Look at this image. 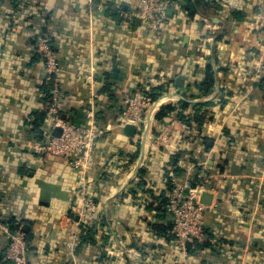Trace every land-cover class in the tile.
<instances>
[{"label": "crops", "instance_id": "1", "mask_svg": "<svg viewBox=\"0 0 264 264\" xmlns=\"http://www.w3.org/2000/svg\"><path fill=\"white\" fill-rule=\"evenodd\" d=\"M34 1L42 4L40 25L62 64L51 78L33 42L39 23L0 12V221L24 228L29 264H264V0H170L160 32L133 17L138 0ZM7 2H0L1 10ZM212 72L215 84L206 89ZM88 74L96 78L98 122L110 128L88 175L100 207L98 231L82 242L70 212L79 201L80 176L65 158L35 146L55 131L45 85L58 81L62 115L82 122L91 96ZM153 87L174 106L190 103L183 111L190 117L193 104L228 102L199 107L211 110L212 119L178 122L171 142L160 140L167 120L154 122L145 135H128L119 124L118 99ZM184 133L195 140L180 144ZM178 149L180 179H197L199 164L207 163L213 187L205 191L212 205L207 226L226 240L216 252L192 255L191 245L185 256L151 225L163 221L156 210L167 188L163 167ZM225 161L222 172L217 165ZM37 179L59 185L61 196L43 205ZM8 241L0 230V264H14L6 258Z\"/></svg>", "mask_w": 264, "mask_h": 264}, {"label": "built area", "instance_id": "2", "mask_svg": "<svg viewBox=\"0 0 264 264\" xmlns=\"http://www.w3.org/2000/svg\"><path fill=\"white\" fill-rule=\"evenodd\" d=\"M169 9L170 0H138L133 17L142 26L154 32H160L167 27ZM37 47L44 59L46 72L51 78L52 75L62 70L58 54L47 38L39 39ZM83 77L91 85V96L83 108V121L74 122L63 118L60 109L61 87L60 83L55 81L49 92L48 111L52 119V127H60L61 133L55 135L49 132L45 141L35 146L49 156L65 158L72 169L78 172L80 187L77 193L79 201L75 207V214L81 232H85L84 230L88 227L96 226L99 219L100 207L88 185V175L96 166L100 140L110 128L98 122L97 99L99 95L94 91L96 86L94 74ZM170 99L167 95L156 98L150 91L138 88L125 97L119 124L121 126L134 125L138 132H143L145 135L156 122V115L161 106L169 103ZM178 122L177 117L167 120L160 135L161 141L164 143L172 141ZM143 159L137 161L138 169L144 166ZM198 167L200 170L197 171L199 172L197 179L191 175H187L185 179L176 176L172 178V189L165 206L173 223L171 234L183 249L185 256H187L188 242H192L194 246L197 242L209 238L206 233L205 216L212 205L203 202L202 197L206 190H213L212 178L205 171L207 163H201ZM0 230L4 231L9 238L6 258L14 264H29L28 240L23 227L17 226L12 229L8 224L0 221ZM209 240L216 244L214 238H209ZM182 264L190 263L184 259Z\"/></svg>", "mask_w": 264, "mask_h": 264}, {"label": "trees", "instance_id": "3", "mask_svg": "<svg viewBox=\"0 0 264 264\" xmlns=\"http://www.w3.org/2000/svg\"><path fill=\"white\" fill-rule=\"evenodd\" d=\"M0 2H2V0ZM186 9H188L189 12H196L195 7L187 6ZM0 12H5V13L13 12L14 14H20V16H21L19 18L20 20L33 21V23H31L33 26H38V25L42 24V20H41L42 18L40 16L43 12L42 4L37 2V1H34V0H8L7 4L2 5V10H1V5H0ZM4 21H5L4 23H7V20H4ZM14 22L15 21L8 22V23H12L14 25ZM37 23H39V24L37 25ZM45 28L46 27L41 26V29L39 27L38 33L34 32L32 34L33 42L36 43L37 51H39V49L37 47L38 40L41 38H46ZM39 54H40V52H39ZM214 84H215V76L212 72V74H210L208 76V79L205 81L204 85H205L206 89H210L211 87L214 86ZM51 86H52L51 82L47 83L45 85L47 92H50ZM162 93L163 92L160 91V89L158 87L152 88L151 94L154 97L157 98V97L161 96ZM47 98H48V102H50V97L47 96ZM109 99L110 98H107V97L101 98V100H104V101H107ZM227 99L228 98H220L218 100V102H207L206 104L205 103L204 104L198 103L197 105L193 104V106H195V108H196V112L193 114L194 116H191V117H190V115L183 112L187 107L191 106L190 103L182 101L180 103V105H178V106H174V104H172V103H166V104L162 105L160 110L158 111V113L156 115V122L163 123L170 118L177 117L179 119V122L182 121V122H184V124L189 123L190 125H198V124L201 125V123H203L205 120L212 119V112H211V110L206 111V112H199L201 110L200 108L202 106H206V105L207 106H214L215 104H220L223 106L224 104H226L228 102ZM118 100L121 102V105H123L125 98H122V99L119 98ZM121 107H123V106H121ZM119 111H121V109ZM209 114H211V116L208 118ZM195 130H197V129L195 128ZM176 136H177V134H176ZM195 137H196V135H195ZM195 137H194V134L190 135V134L184 133L179 138L180 144H182L181 142L192 143L195 140ZM204 144L207 147L209 146L207 140L204 141ZM181 150L182 149H180V150L178 149V152H175L174 154H172L171 159L168 160V162H167V165L163 167L164 172H165V178H167V183H166L167 188L165 189V192L163 194H161V197L159 199V205L157 207L158 209H156L159 213L160 218L163 221L160 223L154 222L151 224L153 229L155 231H157V235L159 237H162L163 239H165L167 241L175 240V237L171 234V229H172L173 223H172V220L170 221L167 217L168 213L166 212L165 206H166L167 201H168L169 193L172 189V178L174 176L181 177L182 176L181 174L184 171V167L181 166V164H180L181 157L183 154V152ZM199 159L195 158L191 161L198 163ZM226 163H227V161L219 163L217 165L220 168V170H222V172L227 171L226 167H225L227 165ZM144 170H145L144 168L141 169L140 174L145 175L146 171H144ZM145 184H146V182H145ZM77 203L78 202L73 201V203L71 205L70 212L73 216H76L75 207H76ZM102 220H103V223L105 224L106 223L105 218H102ZM205 220H206V226H207V215L205 216ZM84 231L85 232H82V236H81L82 242L86 241V240L92 241L98 230H97L96 226L94 225V226L86 228ZM206 233H207V236L209 238L214 237L215 240L217 241V243L215 245L212 244V242L209 240V238H207L203 241H199L191 249H189V251L192 252V255L200 254L202 251H206V250L216 252L221 247L223 248V245L221 244V242L225 243V241H226L225 239L217 238L216 236H214L213 232L210 230V228H208V226L206 227ZM231 242H232L231 243L232 249L228 250L229 252L234 251L233 247L235 245H234L233 241H231ZM176 264H180V262H178Z\"/></svg>", "mask_w": 264, "mask_h": 264}, {"label": "water", "instance_id": "4", "mask_svg": "<svg viewBox=\"0 0 264 264\" xmlns=\"http://www.w3.org/2000/svg\"><path fill=\"white\" fill-rule=\"evenodd\" d=\"M180 80L181 79H179V81ZM63 118L66 119V120H69L64 115H63ZM125 132L128 135H134L135 132H136V127L134 125H126L125 126ZM60 133H61V128L60 127L55 128V131L53 132V134L59 135ZM37 183H38V185L41 188V199H42L41 203L43 205H48L51 197H53V196H61V194L58 192V190L60 189L59 185L53 184V183H50V182H46V181L41 180V179H37ZM210 196H211L210 194L204 193L203 197H202L203 202H205L206 204H209L210 200H208V198ZM191 245H192V242H188L187 243L188 247H190Z\"/></svg>", "mask_w": 264, "mask_h": 264}, {"label": "rangeland", "instance_id": "5", "mask_svg": "<svg viewBox=\"0 0 264 264\" xmlns=\"http://www.w3.org/2000/svg\"><path fill=\"white\" fill-rule=\"evenodd\" d=\"M103 231H105V232H106V229H104Z\"/></svg>", "mask_w": 264, "mask_h": 264}]
</instances>
